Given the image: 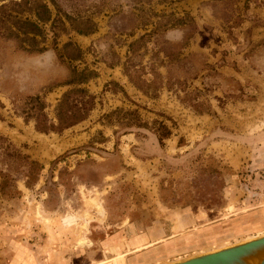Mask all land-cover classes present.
I'll use <instances>...</instances> for the list:
<instances>
[{
    "label": "rangeland",
    "instance_id": "rangeland-1",
    "mask_svg": "<svg viewBox=\"0 0 264 264\" xmlns=\"http://www.w3.org/2000/svg\"><path fill=\"white\" fill-rule=\"evenodd\" d=\"M69 42L95 107L40 133L14 103L55 118ZM0 135L43 166L0 196V264H162L264 235V0H0Z\"/></svg>",
    "mask_w": 264,
    "mask_h": 264
},
{
    "label": "trees",
    "instance_id": "trees-1",
    "mask_svg": "<svg viewBox=\"0 0 264 264\" xmlns=\"http://www.w3.org/2000/svg\"><path fill=\"white\" fill-rule=\"evenodd\" d=\"M39 19L47 21V19L41 16H39ZM24 24L34 26L40 32L39 27L34 23L25 21ZM24 34L28 35L29 33L24 32ZM35 35L40 34L35 32ZM30 41L31 44L26 47L24 46L23 50L29 53L43 51V48H39V42L35 38ZM65 50H72L73 54L68 56L70 63L68 62L67 64L70 69V78L63 85L74 86V88L63 95L56 107L55 118L51 119L47 115V104L40 94L29 97L19 106L14 103L17 114L21 115L26 122L33 121L35 129L40 133L62 134L65 130L86 120L95 107V96L82 86L96 78L97 73L89 69L78 70L71 65L73 61L82 60L81 50L73 43H67ZM72 95H76L77 97L72 99ZM203 112L204 110L200 111V113ZM123 123L126 127H144V124L140 123L135 116L133 119L126 117ZM156 135L159 143L163 146L164 140L171 136V131L166 125L160 123V126L156 129ZM42 170L43 166L39 162L32 160L29 155L22 153L12 142L0 135V196L6 199H13L20 195L15 184L16 179L12 173L15 172L16 175H22L25 178L26 186L31 187L38 180V176Z\"/></svg>",
    "mask_w": 264,
    "mask_h": 264
},
{
    "label": "water",
    "instance_id": "water-1",
    "mask_svg": "<svg viewBox=\"0 0 264 264\" xmlns=\"http://www.w3.org/2000/svg\"><path fill=\"white\" fill-rule=\"evenodd\" d=\"M162 264H264V235Z\"/></svg>",
    "mask_w": 264,
    "mask_h": 264
},
{
    "label": "bare ground",
    "instance_id": "bare-ground-1",
    "mask_svg": "<svg viewBox=\"0 0 264 264\" xmlns=\"http://www.w3.org/2000/svg\"><path fill=\"white\" fill-rule=\"evenodd\" d=\"M75 244H76V247H78V248H84V247H88V246L91 245V242L89 241V238L86 237V235L83 234L81 229H77ZM217 249H220V248H217ZM217 249H214V250H217Z\"/></svg>",
    "mask_w": 264,
    "mask_h": 264
},
{
    "label": "clouds",
    "instance_id": "clouds-1",
    "mask_svg": "<svg viewBox=\"0 0 264 264\" xmlns=\"http://www.w3.org/2000/svg\"><path fill=\"white\" fill-rule=\"evenodd\" d=\"M172 31L178 32L179 30H172ZM166 35H170V34H166ZM180 39H182V33H180L179 36L177 37V40H175L173 42H178Z\"/></svg>",
    "mask_w": 264,
    "mask_h": 264
},
{
    "label": "crops",
    "instance_id": "crops-1",
    "mask_svg": "<svg viewBox=\"0 0 264 264\" xmlns=\"http://www.w3.org/2000/svg\"><path fill=\"white\" fill-rule=\"evenodd\" d=\"M89 241L91 242V245H90V246H88V247H84V248H86V249H87V248H88V249H89V248H91V246L93 245V242L91 241V239H90V238H89ZM84 248H81V249H84Z\"/></svg>",
    "mask_w": 264,
    "mask_h": 264
}]
</instances>
